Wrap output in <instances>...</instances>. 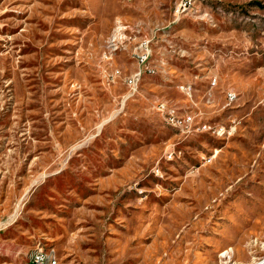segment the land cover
I'll return each mask as SVG.
<instances>
[{"label": "rangeland", "instance_id": "rangeland-1", "mask_svg": "<svg viewBox=\"0 0 264 264\" xmlns=\"http://www.w3.org/2000/svg\"><path fill=\"white\" fill-rule=\"evenodd\" d=\"M37 244L264 264V0H0V264Z\"/></svg>", "mask_w": 264, "mask_h": 264}, {"label": "built area", "instance_id": "built-area-1", "mask_svg": "<svg viewBox=\"0 0 264 264\" xmlns=\"http://www.w3.org/2000/svg\"><path fill=\"white\" fill-rule=\"evenodd\" d=\"M146 55H140V65L143 67V72H154L153 66H148L146 63ZM141 73V71H140ZM140 76V75H139ZM139 77H131V75L125 79V82L128 86H134L135 82L138 80ZM166 108L167 115L169 119L172 121V125H175L177 128H187L188 125L192 122V117L189 114H181L176 115L175 110L172 107H169L165 103H160L158 105V109L162 110L163 108ZM221 129H219L220 131ZM42 248L43 246L41 244H37L36 247L32 249L28 256L27 264H40V256L42 255ZM50 264H68V263H62L59 261L58 257L54 253L51 255V262Z\"/></svg>", "mask_w": 264, "mask_h": 264}, {"label": "bare ground", "instance_id": "bare-ground-1", "mask_svg": "<svg viewBox=\"0 0 264 264\" xmlns=\"http://www.w3.org/2000/svg\"><path fill=\"white\" fill-rule=\"evenodd\" d=\"M119 30H120V28H118V30H117V34H118V32H119ZM116 34V35H117ZM115 35V36H116ZM115 36H113V37H115ZM119 38V37H118ZM113 39L114 38H112L111 40H110V43H113ZM155 71V70H154ZM148 73H150V72H148ZM54 252H53V250H44L43 248H42V255L40 256V264H50V262H51V255L53 254Z\"/></svg>", "mask_w": 264, "mask_h": 264}, {"label": "crops", "instance_id": "crops-1", "mask_svg": "<svg viewBox=\"0 0 264 264\" xmlns=\"http://www.w3.org/2000/svg\"><path fill=\"white\" fill-rule=\"evenodd\" d=\"M27 260H28V259H27ZM25 264H27V262H26Z\"/></svg>", "mask_w": 264, "mask_h": 264}]
</instances>
